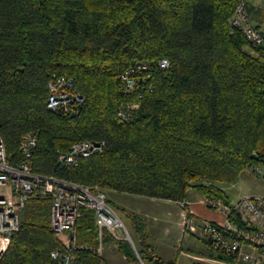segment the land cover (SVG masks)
I'll return each mask as SVG.
<instances>
[{
  "label": "trees",
  "instance_id": "1",
  "mask_svg": "<svg viewBox=\"0 0 264 264\" xmlns=\"http://www.w3.org/2000/svg\"><path fill=\"white\" fill-rule=\"evenodd\" d=\"M242 1L262 29L254 0H0V132L8 159L24 160L21 142L33 132L34 168L43 175L174 201L195 189L231 205L222 184L264 171V43L252 45L232 24ZM137 62L149 69L127 91L121 75ZM62 76L85 100L54 110L50 83ZM131 103L139 108L125 120L120 108ZM81 140L105 141V149L78 166L62 164L60 154ZM52 205L49 195H31L2 264H58ZM130 218L140 245L133 236L134 244L109 231L101 236L95 212L84 209L75 264H109L97 249L111 241L130 262L177 264L157 253L146 217ZM229 220L246 225L236 211Z\"/></svg>",
  "mask_w": 264,
  "mask_h": 264
},
{
  "label": "built area",
  "instance_id": "2",
  "mask_svg": "<svg viewBox=\"0 0 264 264\" xmlns=\"http://www.w3.org/2000/svg\"><path fill=\"white\" fill-rule=\"evenodd\" d=\"M231 22L242 28L252 45L264 43V30L252 22L245 1L238 4ZM160 65L168 68L169 59H162ZM148 69L149 64L145 62H137L127 68L121 75L126 90L135 89L136 74ZM84 100L85 97L76 91L72 78L62 76L51 81L48 100L50 108L68 110L73 103ZM138 107L137 103L122 106L119 114L125 120L132 119L133 111ZM38 141L36 133L24 135L21 142L24 160L14 164L7 157L4 138L0 132V264L13 235L21 228L22 212L33 194L49 195L53 199L52 228L62 247L52 251L51 255L58 264L76 263L77 222L84 209L95 212L101 236L105 231H109L115 238L128 239L133 243L124 219L109 201L106 190L53 175L46 176L35 170L33 157ZM105 145V141H78L70 151L60 154V162L64 165L78 166L83 157L103 152ZM261 171L259 169V172ZM204 201L207 206L211 205L223 213L224 219L202 217L193 211L190 201L177 200V204L183 209L181 221L183 233H195L211 241L215 251L232 257L235 264H264V194H246L231 205L213 197H205ZM234 211L240 214L246 224L244 227L229 220V215ZM97 251L103 253V243Z\"/></svg>",
  "mask_w": 264,
  "mask_h": 264
},
{
  "label": "crops",
  "instance_id": "3",
  "mask_svg": "<svg viewBox=\"0 0 264 264\" xmlns=\"http://www.w3.org/2000/svg\"><path fill=\"white\" fill-rule=\"evenodd\" d=\"M191 190H189L188 200L194 212L214 220L224 219L203 206L205 196L201 192L191 194ZM109 200L122 216L130 221L129 227L138 245L141 238L130 218V213H138L146 217L149 240L163 258L175 259L177 264H189L187 261L189 258L194 260V264H235L217 258L209 244L197 234L183 233L181 226L183 209L176 201L118 191H109ZM102 255L109 264L144 263L142 260L138 263L130 262L122 254L118 245L112 241L103 243Z\"/></svg>",
  "mask_w": 264,
  "mask_h": 264
},
{
  "label": "rangeland",
  "instance_id": "4",
  "mask_svg": "<svg viewBox=\"0 0 264 264\" xmlns=\"http://www.w3.org/2000/svg\"><path fill=\"white\" fill-rule=\"evenodd\" d=\"M256 6L258 9H261L263 14L261 15L263 17V25L262 29L264 30V0H254ZM253 51V50H252ZM139 108V107H138ZM137 109V108H136ZM258 173V174H257ZM264 171L256 172L253 171H244L242 175L240 176L239 180L235 184H222L223 187L226 189L227 193L231 197L232 202L238 201L243 195L246 194H255V195H261L264 194ZM190 193H197V190L192 189ZM107 195L109 197V191L107 190ZM205 196V195H204ZM203 206L209 210L212 213L219 214L222 216V219L224 218L223 213H221L217 209L209 208L206 204V202H203ZM120 213V212H119ZM122 216V214L120 213ZM124 219V222L130 232V235L132 237L131 229H130V221L124 216H122ZM190 260V261H189ZM188 263L194 264V260L189 258Z\"/></svg>",
  "mask_w": 264,
  "mask_h": 264
}]
</instances>
